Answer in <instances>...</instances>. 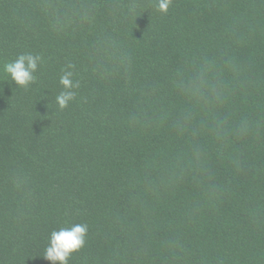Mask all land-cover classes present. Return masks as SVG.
<instances>
[{
    "label": "trees",
    "instance_id": "1",
    "mask_svg": "<svg viewBox=\"0 0 264 264\" xmlns=\"http://www.w3.org/2000/svg\"><path fill=\"white\" fill-rule=\"evenodd\" d=\"M157 4L0 0V264H264V0Z\"/></svg>",
    "mask_w": 264,
    "mask_h": 264
},
{
    "label": "clouds",
    "instance_id": "2",
    "mask_svg": "<svg viewBox=\"0 0 264 264\" xmlns=\"http://www.w3.org/2000/svg\"><path fill=\"white\" fill-rule=\"evenodd\" d=\"M171 3L172 0H158V10L167 13ZM40 60L41 57L38 55L21 54L14 61L5 62L0 71L9 76L16 86L27 88L35 82L34 73ZM71 67L69 65V68ZM72 76V71L65 70L60 77L59 83L63 90L55 97L60 109L66 108L75 99L74 89L79 87V83L74 82ZM87 231V225L84 224L52 231L43 258L50 264H68L71 254L84 246Z\"/></svg>",
    "mask_w": 264,
    "mask_h": 264
}]
</instances>
